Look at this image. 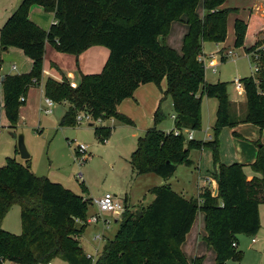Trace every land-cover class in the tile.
<instances>
[{
  "label": "trees",
  "instance_id": "trees-1",
  "mask_svg": "<svg viewBox=\"0 0 264 264\" xmlns=\"http://www.w3.org/2000/svg\"><path fill=\"white\" fill-rule=\"evenodd\" d=\"M200 0H20L0 27V50L14 47L32 61L25 74L6 75L1 81L5 116L15 128L18 112L30 86L42 76L45 45L59 53L78 56L92 46L108 50V58L98 74L82 75L77 87L63 78H48L44 96L56 104L66 103L60 127L76 126V117L87 114L92 121L115 119L124 125L133 122L117 111V106L142 84L158 88L163 80L174 112V128L201 130V102L217 100V110L209 141L188 140L184 135L157 129L162 119L160 107L154 125L141 136L129 158L137 175L155 174L171 178L179 165L190 164L191 150L211 148L217 170L213 173L216 192L205 189L198 198L185 199L168 185L150 189L151 204L139 212L127 209L119 227L107 239L95 260L87 256L76 240L85 228L87 201L30 170V159L19 163L7 158L0 167V224L9 210L20 209L22 232L13 235L0 227V264H48L60 259L66 264H201L189 263L181 250L197 212L204 215L203 241L215 254V264L240 262L242 253L232 246L236 236H254L260 229L258 207L264 204V144L257 147L253 176L247 178L245 165L218 163V136L225 128L251 124L264 132V18L251 14L249 20L234 21V48H242L253 59L255 77L242 78L245 110L232 111L226 82H205V67L197 58L204 42L222 43L227 18L236 9L220 8L226 0H201L203 16L195 10ZM32 5L53 12L54 23L43 30L28 18ZM183 16L188 26L181 53L164 43L170 24ZM233 112V113H232ZM100 141L110 129H94ZM257 144H259L257 142Z\"/></svg>",
  "mask_w": 264,
  "mask_h": 264
},
{
  "label": "rangeland",
  "instance_id": "rangeland-1",
  "mask_svg": "<svg viewBox=\"0 0 264 264\" xmlns=\"http://www.w3.org/2000/svg\"><path fill=\"white\" fill-rule=\"evenodd\" d=\"M252 1L253 0H226L230 5L245 7L246 10L242 11H244L246 15L249 11V6L247 7V5ZM19 2L20 0H0V27L7 19V15L17 7ZM256 2H259V0H256ZM195 12L199 17L203 16L201 0ZM232 22V16L228 15V26L230 25V30L227 32L226 40L221 46H217L212 42H204L202 45V53L206 55L216 51L218 53L224 48L226 52H224L223 55L227 57L226 61L222 62L220 60V54H215L214 58L217 63L216 73H213L212 68H210L207 61H205V79L208 81H215L213 83L217 82L216 79H223L222 81L229 83L227 86L229 96L232 99H241L244 95L242 92H237L235 90L233 81L235 79L254 76L255 68L253 59L250 56H243L241 51L236 50L232 45ZM173 24H177L175 25L178 26L177 29L180 26H187L185 16L179 21H174ZM177 29H173L167 33L164 38V43L172 47L176 53L180 54L182 50L181 43L187 32L183 34V31ZM180 39L181 43L179 42ZM178 42L181 45L180 48L178 47L179 44H175ZM228 48L235 53L233 57L228 55L230 51ZM2 56L3 54L0 50V67H2V71H6V69L10 68L12 65H18L17 61L14 59L5 60L3 62ZM10 72L16 73L14 70ZM1 77L0 74V78ZM164 88H166L165 80L161 82L159 88L155 86L157 94H160L159 90H164ZM43 101L44 97L38 90L32 93L31 101L20 106L19 120L14 129L8 128V121L4 110H1L0 167L6 164L7 158H13L19 163L23 162L17 150V140L19 136H22L23 143L30 157L32 173L35 176L45 177L51 182L61 184L64 188L80 196L83 201H87V216L85 221H83L86 225V220L89 219L92 214L96 213L95 205L91 204L95 199L103 196V194L109 193L116 195L122 201H124L126 197L129 207L135 211L136 208H140L139 210H141L152 202V195L148 190L152 187L161 186L162 179L153 174L137 175L128 164L129 157L132 151L135 150L139 137L143 135L141 127L145 125L147 121L146 118H141L134 126L124 125L115 119H112V122L110 120L104 121L102 124L83 119L74 127H59V121L66 112L65 104L55 103L52 113L45 114L41 110L44 106ZM170 102L171 99L169 97L161 99L160 110L162 119L156 126L158 129L167 132L174 129L172 118L174 112ZM215 109V98L204 97L202 99L201 130L193 131L194 140L201 141L207 138L205 136V130L207 128L208 135L212 136L211 125L214 120ZM244 110L245 104L243 103H237L235 109H232L233 112L236 111L238 116H241ZM90 124H93L94 127H99L100 125L109 127L110 134L107 140L100 141L95 134L94 127H91ZM152 125H154L153 118L148 127ZM235 133L241 134L244 138L241 136L239 138L238 136H234L229 127L223 128L219 133L218 152H222L225 157L232 155V152L237 149V147H233V141L235 144H237L236 142L238 141H244L249 144V142L245 140L247 139L245 137H249L250 139L257 138L261 141L264 138V132L256 129L254 125L251 124H243V126L235 129ZM78 145H84V152L79 153L77 151ZM205 150L211 151V148L206 147ZM75 151L78 152L77 156L75 155ZM220 153L218 156L221 157ZM191 154L197 153L191 150L189 155ZM248 171L251 172V175L253 174L251 169H245V172ZM192 172L194 171L192 170ZM193 175L196 176L195 173H192V176ZM215 192L216 191H213V193ZM134 210L130 213H134ZM198 213L194 229L190 233L188 242L184 248L186 252L185 255L189 263H191L192 259L201 258V264H215L213 249L208 247L205 242H202L205 229L202 228L198 236L197 232L200 217L202 220V215ZM258 213L260 222L259 231L254 236L238 235L236 236V241H234L235 244L238 242L234 248L236 251L242 253L241 261L237 262L231 259L228 260L226 264H264V204L259 205ZM115 216H119V219L121 218L119 214L100 216L98 222L93 225L109 226L110 229L107 231V238H112L114 231L118 229V224L114 223L113 219ZM104 218L107 219L106 224L103 223ZM93 225L86 228L83 236L80 238L78 236L76 240L80 241L84 253L95 260L98 256V252H101L100 247L103 241L94 242ZM0 227L13 235L21 234L20 210L17 205L13 206L6 214ZM251 239H255L254 244H252ZM198 242L200 243L199 248L197 246ZM195 253L197 256H194ZM6 264L11 263L6 262ZM51 264L66 263L60 259H54L51 261Z\"/></svg>",
  "mask_w": 264,
  "mask_h": 264
},
{
  "label": "crops",
  "instance_id": "crops-1",
  "mask_svg": "<svg viewBox=\"0 0 264 264\" xmlns=\"http://www.w3.org/2000/svg\"><path fill=\"white\" fill-rule=\"evenodd\" d=\"M227 2L225 1L221 5L220 8H229V9L235 8L236 9L235 13L229 14V16H232V20H233V22H232V41H231V43L233 45L234 44V29H233L234 21L238 19V20H242L244 22H247L249 20V17L251 14H254L258 17L264 18V0H259V2H256V0H253L252 2H250L249 5H247V7L249 6V8H248L249 11H248L247 15L245 14L244 11H242V10H246L245 7H241L239 5H230ZM13 11H14V9L7 15L6 18H8ZM240 11H241V13H240ZM28 18L33 23H35L37 26H39L41 29L46 30V31L49 29L51 24H53L55 22L53 12H47L39 5H32L30 7L29 12H28ZM173 23L174 22H172L170 25L169 32L172 31L173 29H177V27H178V26H175L177 24H173ZM226 28H227V32H228L230 30V25L228 26V18H227V27ZM187 29H188V26H180L177 30H181L184 32L183 34H185L187 32ZM226 36H227V33H226ZM225 40H226V38H225ZM171 42H172V40H171ZM179 42L181 43V39L179 40ZM179 42L175 43V44H179L178 47L180 48L181 45ZM223 43L224 42L217 43V44L214 43V44L217 46H221ZM231 47H233V46H231ZM170 48H172V47H170ZM228 49L230 50V51L229 50L228 51L232 53V55H229V54L228 55L230 57H233L235 55V53H233L230 48H228ZM235 49L238 51H241L243 56H248V57L250 56L242 48H235ZM222 50L219 51L218 53H217V51L211 52L208 55L202 53L204 58H205V61H207L208 65H210V64L214 65V67H212V70L214 69L213 73H216V67H217L216 59L214 58L215 54H220V60L222 62H225L227 59V57L223 55L224 52H226L225 51L226 49L222 48ZM2 54H3V56H2L3 62L5 60L14 59L17 61L18 65L17 66L12 65L10 68L6 69V71H2V69H1L2 67H0V72H1L0 74L2 76L0 78V83L3 79V77L6 75L25 74V73L30 72V70L32 69V64H33L32 61L29 58H27L26 56H24V54L22 53L21 50L14 48V47H9L5 51H2ZM107 58H108V50L104 47H101V46L89 47L88 49H86L85 51H83L82 53H80L76 57L73 55H67V54L59 53L56 50H54V48L52 46H50L49 44H46L43 59H42L41 80L39 83L34 84V85L29 87L23 104H26L28 101H31L32 93H35L36 90H38L39 93L43 95L44 99L46 98L44 96L43 85L48 78H52L53 80L58 81V82H61V80L63 78H65L72 87H77L78 84L80 83L82 75H90V74L99 73L102 70L103 66L105 65ZM11 70H14L16 73L10 72ZM222 80L216 79L217 82H225ZM205 82L213 83L215 81H208L205 79ZM226 83H228V82H226ZM165 89L166 88H164V90ZM164 90L160 89L159 90L160 94H157L154 84H152V83L142 84L134 91L132 97L124 99L117 106V111L120 114L129 118L133 122V125H127V126H134L136 123L139 122V120L141 118H146L147 121H146L145 125H143L141 127L143 134L149 128L153 127V125L150 127H148V126L150 125L152 118L154 120V113L157 110L156 108L161 106V99L163 98L162 91H164ZM227 93H228V89H227ZM243 95L244 96L241 99H232L228 93L229 100L233 104L232 109H235V106H237V103L245 104V94L243 93ZM159 99H160V101H159ZM158 102H159V106H158ZM170 103L172 105V102H170ZM0 104L3 105V92H2L1 84H0ZM43 104H44V101H43ZM60 104H65L66 110H67L68 105L66 103H60ZM43 108H45V105L43 106ZM43 108H41V109H43ZM216 110H217V100H216V109H215L214 120H213V123L211 125L212 127L214 125L215 118H216ZM19 113H20V110L18 112V116H19ZM234 113H236V111ZM201 116H202V112H201ZM172 118H173V124H174L175 116L173 115ZM109 120L112 122V119H109ZM104 121H107V120H97V121H93V122H99L100 124H102ZM9 126L10 125L8 123V128H10ZM90 126L94 127L93 124H90ZM240 126H243V124H238L235 127L230 128L232 130L233 135L236 137L238 136V138L240 136L243 137L241 134L235 133V129L239 128ZM99 127L109 129V127H107V126L100 125ZM212 127H211V129H212ZM254 127L256 129H259L256 126H254ZM95 128H97V127H94V129ZM11 129H14V128H11ZM158 130H160V129H158ZM160 131L167 132L164 130H160ZM205 136L207 138H205L204 140H201V141H209L212 139V136L208 135V128L205 130ZM246 136H248V135H246ZM245 138H247L245 140L247 142H249V144H247L244 141H240V142L238 141V142H236L237 144H235V142L232 140L233 141V147H237V149H235L234 152H232V155L225 157V156H223L222 152L220 153V151H219L218 154L220 153L221 157L218 156V163L223 164V165H230L233 163L243 164V165H245L244 173L247 176V178H250L253 176V174L251 175L250 171L245 172V169H250L247 165H250L251 163L254 162L255 157H256V153H257V147H258V145H260L262 143L264 144V138L262 141L260 139H257V138L256 139H250L249 137H245ZM193 139H194V137H193ZM252 141H253V143H252ZM257 142L259 144H257ZM194 151L197 154L189 155L190 164L177 166V168H176V170H175V172L171 178H169L168 180H163V179L161 180V184H162L161 186L168 185L174 192L181 195L185 199L198 198V196L202 192V190H205V189H208L212 192L216 191V182L214 180L213 173L217 170L218 165H217V163H214L213 158L211 160L212 152L210 150L209 151L205 150V148H203L201 150H194ZM75 155L76 156L78 155L77 151H75ZM22 161L23 162H21V163H24L25 160H22ZM128 164H129V160H128ZM129 166H130V164H129ZM30 170H31V167H30ZM192 170L194 172H192ZM192 173H195L196 176H194V175L192 176ZM145 175H147V174H145ZM153 175H155V174H153ZM150 189L151 188H149V190H148L149 192H150ZM153 198H154V196L152 195L151 201H153ZM124 203H125L126 209L129 212H132L134 210V209H131L129 207L126 197L124 198ZM150 204H151V202L146 207H148ZM91 205H93V204H91ZM146 207H144V208H146ZM139 209L140 208H136V211L135 210L134 211L139 212L140 211ZM96 213H97V211H96ZM96 213H94V214H96ZM199 213H200V215H202V220L200 217V221L198 224V232H197L198 236H199L201 229L202 228L204 229V215L202 212H199ZM94 214H92V216ZM106 216H110V215H106ZM196 217H197V214H196ZM196 217H195L194 222L191 226V229L189 230L188 234L186 235L184 243L181 245V250L184 253V255L186 253L184 251V248H185L186 243L188 242V237H189L190 233L194 229ZM104 219L107 221L106 218H104ZM113 219H114V223L118 224V227H119V220H120L119 216H115V217H113ZM90 225H93V224H87L86 228L90 227ZM86 228H85V230H86ZM109 229H110L109 226H105V225L97 226V224H96V226L93 225L92 230H93L94 242H102L103 241L100 249H102V247H103V245L107 239L113 238V237L107 238V231ZM116 232H117V230H115L113 234L115 235ZM83 233L79 236V238L83 236ZM204 234H205V231H204ZM78 242L80 245V241H78ZM202 242H204V241H202ZM237 243L238 242H236V245H237ZM252 244H254V243H252ZM199 245H200V243L198 242L197 243L198 248H199ZM80 247H81V245H80ZM99 253L100 252H98V254ZM194 256H197V254L195 253ZM185 257H186V255H185ZM186 259H187V257H186ZM187 261H188V259H187Z\"/></svg>",
  "mask_w": 264,
  "mask_h": 264
},
{
  "label": "built area",
  "instance_id": "built-area-1",
  "mask_svg": "<svg viewBox=\"0 0 264 264\" xmlns=\"http://www.w3.org/2000/svg\"><path fill=\"white\" fill-rule=\"evenodd\" d=\"M229 55H232L231 52L228 53ZM198 62L202 63L203 65H205V58L202 55H200L197 58ZM205 67V66H204ZM209 67H214V65L210 64ZM214 72V69L212 70ZM234 83V88L237 92H242L244 93V87L242 82L239 79H235L233 81ZM20 101L23 102L24 98H20ZM54 102L48 98L44 99V105L45 108L41 109L45 114H51L53 106H54ZM83 119H86L88 121H91V117L87 114H79L76 117V122L80 123ZM172 133L174 136H180V135H184L188 140H192L193 139V131H187V130H180L177 128H174L172 131H169L167 133ZM85 147L84 145H78L77 146V151L79 153L84 152ZM96 207V211L97 213L93 216H91L89 219L86 220L87 224H94L98 222V219L100 218V216H106V215H121L125 210H126V206L124 201H122L121 199H119L116 195H112L109 193L104 194L102 197L95 199L93 201V203ZM103 223H107V221L105 219H103ZM252 243H255V239L251 240ZM233 247L236 246L235 243H233L232 245ZM48 264H51L48 263Z\"/></svg>",
  "mask_w": 264,
  "mask_h": 264
},
{
  "label": "water",
  "instance_id": "water-1",
  "mask_svg": "<svg viewBox=\"0 0 264 264\" xmlns=\"http://www.w3.org/2000/svg\"><path fill=\"white\" fill-rule=\"evenodd\" d=\"M17 150L18 153L20 155V158L22 160H28L29 159V154L25 148V145L23 143V137L19 136L18 140H17Z\"/></svg>",
  "mask_w": 264,
  "mask_h": 264
}]
</instances>
